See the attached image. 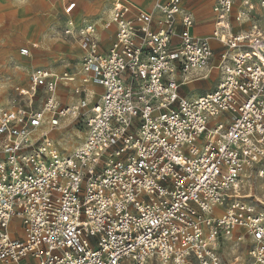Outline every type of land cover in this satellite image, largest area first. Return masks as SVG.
Wrapping results in <instances>:
<instances>
[{
	"label": "built area",
	"instance_id": "obj_1",
	"mask_svg": "<svg viewBox=\"0 0 264 264\" xmlns=\"http://www.w3.org/2000/svg\"><path fill=\"white\" fill-rule=\"evenodd\" d=\"M74 9L63 35L79 70H35L23 105L0 109V264H236L220 243L246 240L264 264V212L240 194L247 173L264 186V0H214L210 37L192 33L183 0L128 2L101 23L107 45ZM232 15L249 29L232 33ZM212 71L211 92L180 94ZM75 120L84 137L68 152L58 137Z\"/></svg>",
	"mask_w": 264,
	"mask_h": 264
},
{
	"label": "rangeland",
	"instance_id": "obj_2",
	"mask_svg": "<svg viewBox=\"0 0 264 264\" xmlns=\"http://www.w3.org/2000/svg\"><path fill=\"white\" fill-rule=\"evenodd\" d=\"M0 0V108L10 107L23 100L17 96L15 88L25 87L29 83L31 73L38 69H52L57 72H70L77 65L73 43L63 35L66 22L61 14L59 0ZM122 0H104L96 8L99 17L105 16L109 9L120 6ZM37 39L38 41L32 42ZM27 48L30 54L20 55L21 48ZM43 48V49H42ZM38 54L36 53V50ZM218 59V58H217ZM211 81H202L189 85L182 90L189 98L202 96L214 89L217 76ZM70 102V101H69ZM71 103V102H70ZM40 96L33 100V106H40ZM72 119H68L66 124ZM84 127L80 120L73 121L62 135L58 137L60 147L71 151L83 140ZM241 195H251L248 203L256 205L264 212V186L254 174L245 177ZM259 201L261 203H259ZM17 229L19 220L14 222ZM248 246L234 241L220 243V255L226 262L251 264L247 257ZM147 264H160L157 260Z\"/></svg>",
	"mask_w": 264,
	"mask_h": 264
},
{
	"label": "crops",
	"instance_id": "obj_3",
	"mask_svg": "<svg viewBox=\"0 0 264 264\" xmlns=\"http://www.w3.org/2000/svg\"><path fill=\"white\" fill-rule=\"evenodd\" d=\"M59 2L61 3V14H62L63 18H65V20H67V18H68L63 13L65 6L68 3H75V9L70 14V18L76 24H80L82 22V20H86V21L96 23L98 25V28H99L102 43L104 45H107L111 41L113 29L111 31H108V32H103L101 30V23L103 20H105L107 18L109 12L112 9L121 7L128 2L133 3L134 5L135 4L141 5V6H144L145 8H147V7H149L151 0H147V1H145V0H122V3L120 6L109 9L107 14H105V16H103V17H99V14L97 13L96 8L99 6V3L104 2V0H59ZM47 3L50 4L51 3L50 0H47ZM213 4H214V0H183V7L193 15L194 20H195V25L192 29V33L194 35L200 36V37H210L211 36L213 28H214V21H215V15L212 12ZM236 12H237V8L234 9L233 15ZM233 15L231 16V18L229 20L232 33L247 31L250 27V23H248V22H252V21H248V22H244V23H236L233 20ZM256 15H258V11H256ZM257 19H258L257 16L253 18V20H257ZM64 27H65V24L63 26V29H64ZM34 41L39 42V40H37V39L32 40V42H34ZM69 41L72 42L73 46H74L75 59L77 61V65L75 66V68L73 70H71L70 72H65V71L57 72L55 70L47 69V68H45V69L42 68V70H46L49 73L54 74V75H58V76H61L64 73L73 74L79 70L80 57L82 54L81 50L79 49L78 45L75 44L71 39H69ZM41 46H42V44H41ZM211 46H212V49L214 52V58L212 60V64H217V62H218L217 58L223 49L215 41L211 42ZM42 49H41L40 53H42ZM36 53H38L37 50H36ZM40 53H38V54H40ZM29 54H30V52H29ZM213 75H216L217 79H218L217 72L212 71V73L208 79L192 81L190 84H187L184 87H182L180 89V94L183 97L189 98L187 93H185V94L182 93L183 89H185L189 85H193L195 83L197 84V83H200L202 81L210 82L211 78H212L211 76H213ZM215 82L217 83V81H215ZM65 85H66V87L61 86L59 88L58 96L60 98L62 105L71 106L74 103V100H73V98H71V95L69 93H70V90L73 86V83H67ZM29 86H30V79H29V83L27 86H25V87L17 86L16 88L27 89V88H29ZM88 87L98 95L101 93L100 87H96V86H88ZM16 88H15V90H16ZM16 94H17V92H16ZM66 94H68V95H66ZM196 97H199V96H196ZM196 97H193V98H196ZM4 108H8V107H4ZM0 109H2V108H0ZM243 244H245V246H248L249 240H246V242H244Z\"/></svg>",
	"mask_w": 264,
	"mask_h": 264
},
{
	"label": "bare ground",
	"instance_id": "obj_4",
	"mask_svg": "<svg viewBox=\"0 0 264 264\" xmlns=\"http://www.w3.org/2000/svg\"><path fill=\"white\" fill-rule=\"evenodd\" d=\"M190 83H191V82H188V83H186V85H187V84H190Z\"/></svg>",
	"mask_w": 264,
	"mask_h": 264
}]
</instances>
